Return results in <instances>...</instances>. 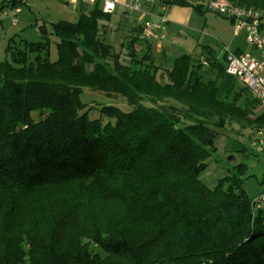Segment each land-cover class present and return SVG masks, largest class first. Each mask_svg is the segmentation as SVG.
<instances>
[{"label": "trees", "instance_id": "1", "mask_svg": "<svg viewBox=\"0 0 264 264\" xmlns=\"http://www.w3.org/2000/svg\"><path fill=\"white\" fill-rule=\"evenodd\" d=\"M209 1L168 5L201 14ZM229 1L264 11V0ZM110 17L96 5L52 24L56 61L42 28L43 41L10 45L0 63V264H264L248 165L214 187L201 178L230 122L264 132L260 102L227 74L226 55L156 64L143 24L116 52L100 25ZM87 89L132 110L103 105L90 119Z\"/></svg>", "mask_w": 264, "mask_h": 264}, {"label": "rangeland", "instance_id": "2", "mask_svg": "<svg viewBox=\"0 0 264 264\" xmlns=\"http://www.w3.org/2000/svg\"><path fill=\"white\" fill-rule=\"evenodd\" d=\"M12 0H0V5H8ZM121 5L129 4L130 0H119ZM197 2V0H195ZM118 5L109 21L102 20L100 25L106 30V38L116 52H120L122 44L132 28L142 25L147 19L142 12L125 11ZM91 7L76 8L65 5L61 0H28L27 4L20 7L16 14L14 9L5 8L4 15L0 11V63L11 61V53L8 52L10 45L24 49V43H38L44 40L42 28L47 31L50 38V58L56 61V44L59 39L52 35V24L65 21L75 23L81 13L87 12ZM161 11L157 4L155 15ZM168 21L165 32V39L162 42L163 52L158 51V45L152 43L151 51L156 64H163L164 68L171 69L174 61L182 55H190L194 59L205 60L216 57L222 63L227 49L243 53L252 52L247 41L246 34L239 37L234 36L231 22L224 17L207 10L204 4V13H197L192 6L172 5L165 12ZM149 19L155 20V16ZM264 35V33H263ZM141 46H146L143 41ZM139 46L140 50L142 47ZM258 57L257 52H253ZM129 63L128 59L125 61ZM150 106H162L148 98H142ZM83 103L95 105L89 111L90 119L101 117L100 109L103 105H112L121 108L124 112H130L131 107L122 96L112 95L106 98L98 92L85 90L81 96ZM257 112L264 111L261 105L256 107ZM106 121V120H104ZM254 130L246 128L245 124L230 122L225 130L220 132L216 140L217 151L209 160L207 170L202 174V180L210 187H214L218 180L226 176L233 169L234 165L244 163L248 165L250 176L243 187L253 198H259L264 193V154H258L252 147L257 134ZM264 133V132H263ZM252 137L250 138V135ZM233 156L234 160L229 157ZM264 206V202H262Z\"/></svg>", "mask_w": 264, "mask_h": 264}, {"label": "built area", "instance_id": "3", "mask_svg": "<svg viewBox=\"0 0 264 264\" xmlns=\"http://www.w3.org/2000/svg\"><path fill=\"white\" fill-rule=\"evenodd\" d=\"M25 2L28 0H15ZM65 5L81 8L99 5L102 12L112 15L117 6L121 5L119 0H61ZM171 0H130L129 4L121 5L125 11L142 12L149 8L151 13L143 23L142 38L148 42L156 43L159 47L165 39V32L168 21L165 12ZM159 4L161 11L155 15V8ZM208 11L216 13L229 20L233 26L234 36L239 37L246 34L247 41L252 48V52L243 53L226 50V72L235 78L240 84L247 87L253 96L264 108V11L254 8H244L237 6L229 0H211L205 3ZM5 10V9H4ZM4 15H7L4 12ZM16 14L20 12V7L14 9ZM145 12V11H144ZM155 16V20L149 19ZM258 53V57L253 55ZM252 147L258 154H264V133L257 134ZM256 201L264 202V194Z\"/></svg>", "mask_w": 264, "mask_h": 264}, {"label": "crops", "instance_id": "4", "mask_svg": "<svg viewBox=\"0 0 264 264\" xmlns=\"http://www.w3.org/2000/svg\"><path fill=\"white\" fill-rule=\"evenodd\" d=\"M149 13H151V10H150L149 8H146V12L144 13V15H146L147 18L149 17V16H148ZM145 20H146V19H145ZM162 49H163V46L161 47V50H160V47H159V45H158V51H159L160 53H164Z\"/></svg>", "mask_w": 264, "mask_h": 264}]
</instances>
